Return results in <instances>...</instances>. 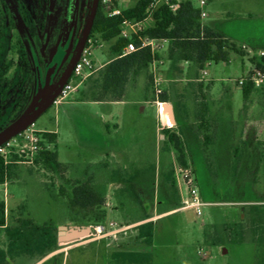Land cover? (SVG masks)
Instances as JSON below:
<instances>
[{
	"label": "rangeland",
	"instance_id": "1",
	"mask_svg": "<svg viewBox=\"0 0 264 264\" xmlns=\"http://www.w3.org/2000/svg\"><path fill=\"white\" fill-rule=\"evenodd\" d=\"M26 1L32 10V33L38 39V43L35 39L36 45L30 39V42L34 44L30 49L32 73L37 78V74H41L39 69L41 64L48 65L60 49L62 33L58 40L53 27L57 25V27L63 28L69 15L72 16L74 6L72 4L69 8L68 1L58 5L55 14H51L49 36L47 43L44 44L40 26L45 22L44 15L48 5L45 0ZM137 1L122 0L120 6L122 9L131 8ZM190 1L196 7L205 10L208 15L204 20L205 23L212 24L214 21H218L220 30L230 36L233 37L235 28L240 26L244 34L239 38L234 37L232 40L238 46L247 44L250 47L249 51L254 53L252 42L256 41L257 44H260L256 47V51L264 50V26L255 23L249 27L248 5L241 9L243 5L240 7L237 0H205L207 3L205 6H202V0ZM95 2L96 0H80L78 17L73 31L69 34L70 44L65 51L63 64L72 63V59L76 57L90 25ZM11 3L17 13L15 0H11ZM262 7L261 5L257 9L260 10ZM24 29L27 30L21 22L20 31L24 32ZM92 40L95 41V45L92 47V61L95 66L99 67L113 58L110 48L114 41L105 42L99 36H95ZM41 56L44 59V64L40 60ZM258 57H262L261 54ZM15 61L17 65L16 58ZM252 67L247 57H242L234 52L230 55L229 64H210L207 68L209 73L207 78L210 81H206V85H212L210 88L212 101L218 104L216 101L224 96V90L229 89L232 97L228 104L231 105L234 112L242 111L245 100L243 89L239 86L238 81L243 77L247 79L248 70ZM19 70H15L16 76L19 75ZM252 72L255 73L256 70L254 69ZM58 76L59 74L56 75L52 88L57 85ZM177 78L179 79L178 85L186 87V76L180 75ZM70 82L73 84V77ZM210 82L211 84H209ZM255 89H264V87H255ZM50 98L51 93L47 91L39 104L42 112L36 117L34 127L43 133L56 131L59 133V139L55 145H52V148L58 153L59 162L77 168V178H80L85 171L89 176L98 177L100 166L83 164L84 158L89 142L100 145L104 144L106 139L97 132H86L80 126L77 118L67 113L68 106L51 104L46 107ZM114 109L118 115H121L123 106H116ZM253 109L260 110L257 105L253 106ZM98 110V108L95 109L96 113H100ZM149 110L152 111V108ZM30 115L32 116L33 113L29 112ZM115 120L110 118V122ZM110 131L112 138L115 139L117 133L114 128L111 127ZM259 146L255 149L242 146L243 148L239 151L241 156L239 163L231 166L226 160L228 145L223 143L215 164L206 166L197 163L196 166L189 168L194 178L197 179L200 195L202 194L201 198L204 196L205 201L211 204L202 207V215H198L195 208H181L184 206L186 184L183 180L182 169L177 164L174 177L179 198L174 206H181V209L162 217L155 215L157 218L152 220L154 222L152 246L141 245L137 240L139 232L136 227L141 223L129 225L146 215L142 213L144 209L139 208L133 202L134 199L129 198L125 208L108 210L104 222L106 230L102 234L97 233L69 244L59 242L58 249L42 259L37 256H23L21 259L8 258L5 264H119L113 259L114 254L132 251L150 253L152 255L151 264H260L263 254L259 253L256 245L248 243L229 245L226 242H220V239H225L222 232L224 225L233 222L243 223L247 241H250L254 229L250 207L254 203L249 200L254 197H264V146ZM110 168L115 169L114 166ZM134 169L135 167L132 165L130 170ZM76 177L72 175V178ZM83 177L88 178L87 175L86 177L83 175ZM98 183L99 186L107 185V183ZM61 184L63 185L60 177L45 169L41 164L15 165L11 180L0 186V201H4L6 206V224L12 225L18 217L25 216L34 221L36 225L54 226L58 237L60 227H74L72 221L77 217L72 212L67 200L60 194ZM114 187H117L116 181L112 183L111 193ZM149 187L154 188L155 185L150 184ZM66 188L70 190L67 184ZM160 199L162 198L160 197ZM141 200L145 204L151 203L147 198ZM146 209L149 210V208ZM207 234L208 240H206ZM218 240H220L217 243L218 246H213L210 243ZM7 245L4 229L0 228V249H7Z\"/></svg>",
	"mask_w": 264,
	"mask_h": 264
},
{
	"label": "trees",
	"instance_id": "2",
	"mask_svg": "<svg viewBox=\"0 0 264 264\" xmlns=\"http://www.w3.org/2000/svg\"><path fill=\"white\" fill-rule=\"evenodd\" d=\"M66 1L58 0V3L64 4ZM152 2L153 0H138L133 7L124 9L121 15L110 18L106 15L99 1L97 14L86 45L88 46L89 40H92L95 36H99L105 42L114 41L110 48L113 58L108 64L85 80L80 92L81 100L90 102H120L127 100L130 87L144 76L148 80L147 88L152 95L151 100L157 101L151 67L163 58L173 64L191 63L199 70H204L207 65L212 63H230V55L233 52L242 57L249 56L244 52L243 47L233 43L220 31L203 26L202 12L190 0H173L172 4L176 5V9H172L170 5L164 3L151 11ZM149 16L152 17V25L141 31L139 36H133L131 40L121 37L122 25L125 21L145 22ZM44 27L45 22L42 25V31ZM146 38L168 42L166 57H163L159 52H153L150 47L141 48V39ZM130 42H133L139 50L123 55L124 48ZM19 56L22 67L16 82L14 105L3 110L6 103H0V133L23 116L30 108L36 92L35 78L32 71H30L31 63L27 51L23 48L20 49ZM249 61L256 71L264 74V56H250ZM68 66L69 63H65L60 68L59 75L65 72ZM252 75L253 72L247 76L248 80L242 87L245 100L249 99L255 89L254 83L251 81ZM2 76L3 72L0 73L1 82ZM70 81L71 79L68 82ZM159 101L165 103L168 102V98L163 93ZM164 135L176 155L179 168L182 170L189 169L186 159V147L181 137L168 130L164 131ZM56 141V134L42 133V150L35 159V164H41L45 169L60 177L63 183L60 186V194L67 200L72 212L77 217L76 220L72 221L74 227H104L107 217V212L104 209L106 193L102 192L93 178L90 180L88 178L83 179V176L77 178L76 174L78 173L75 166L59 162L58 153L50 147L55 145ZM14 166L6 165L4 159L0 157V186L11 180ZM72 175L76 178H72ZM174 176L173 169L169 179L172 189H176ZM66 184L70 187V190L66 188ZM202 198L204 201L206 200L204 196ZM177 199L176 193L173 201L176 202ZM170 201L172 202V200ZM249 201L254 203L250 207L254 223L250 241H247L243 223L233 222L224 225L222 232L225 239L210 243L213 246H218L219 241L226 242L229 245H243L246 243L256 245L259 253L263 254L260 264H264V197H254ZM180 207L176 206L174 209ZM152 217L153 215L148 213L142 216L140 221ZM137 222L139 221L129 223V225ZM153 225L154 222L150 221L136 227L139 232L137 240L141 245H153ZM0 228L4 229L8 242L7 249H0V264H5L8 258L21 259L23 256H37L42 259L58 249L59 237L56 235V228L52 225L39 226L25 216L18 217L14 224L7 225L4 201H0ZM206 240H208V234ZM113 259L119 264H151L152 255L133 251L120 252L115 253Z\"/></svg>",
	"mask_w": 264,
	"mask_h": 264
},
{
	"label": "crops",
	"instance_id": "3",
	"mask_svg": "<svg viewBox=\"0 0 264 264\" xmlns=\"http://www.w3.org/2000/svg\"><path fill=\"white\" fill-rule=\"evenodd\" d=\"M237 1L240 7L243 5L241 9L248 5L249 27L255 23L264 26V0ZM261 5L263 7L258 10L257 7ZM199 9L205 12L203 8ZM207 16L206 13L202 19L203 26L220 31L231 41L234 37L239 38L244 34L239 26L235 28L232 37L220 30L218 21H214L212 24L205 23L204 20ZM151 25L152 20H148L144 27ZM252 44L254 53L249 51L250 47L247 44H242L240 47H243L244 52L249 56H259V54L264 53V50L256 51V47L260 44H257L256 41ZM161 45L163 47L159 53L166 57L168 42H163ZM249 56H247L248 59ZM76 57L73 58L67 70L58 76L56 86H61L72 79L71 70ZM110 61L99 67L95 66L96 71ZM209 66L210 64L204 70H199L191 63L173 64L165 58L162 64L153 65L151 73L154 74V68H156V73L162 79L161 88L168 98V102L164 104L151 100L152 95L147 88L148 80L144 76L130 87L129 98L120 102L81 100L80 92L85 80L73 77L75 90L58 105L68 106L67 113L76 117L86 132H97L106 139L104 144L96 145L90 142L87 144V153L83 163L99 165L101 168L99 176H89L86 171L81 174L85 177L87 175L89 180L93 178L97 184H99L98 182L107 183V185L103 184L104 186L98 185L102 192L106 193L104 208L107 215L109 209L125 208L129 198L134 199L133 202L142 210L144 209L142 213H150L153 217L155 215L162 217L178 210L174 209L175 202L173 199L176 193L179 198V191L172 189L169 182L171 172L173 169L175 170L177 165V159L164 135L165 130L178 134L183 140L189 168L196 166L197 163L206 166L215 164L223 143L228 145L226 160L231 166L239 163L241 159L239 151L243 148L242 146L248 149L258 148L259 145L264 146V89H254L249 99H244V109L236 113L228 104L232 97L229 89L224 90V96L216 101L218 104L212 101L210 93L212 85H206V81H210L207 78ZM252 71H254V66L248 70V75ZM180 75L186 76V87L178 85L179 79L177 77ZM54 89L55 87L49 89L48 92L51 93ZM255 105L260 110L253 109ZM116 106H123L121 115H118L114 109ZM165 106L168 109H165ZM96 108L99 109L100 113H96ZM149 108H152V111ZM110 118L116 120L110 122ZM111 127L117 133L115 139L111 136ZM48 133L56 134L57 140L59 139L57 131ZM50 147L53 149L52 146ZM58 160L60 161L59 155ZM197 160L199 162H196ZM132 165L135 167L134 170H130ZM111 166H114L115 169L112 170ZM82 178L84 179V177ZM113 181H116L117 187H114L111 193ZM150 184H154L155 187H149ZM144 198L149 199V201L153 200L150 204H145L141 200ZM153 217L143 221L138 219L139 222L136 224L146 223L157 218Z\"/></svg>",
	"mask_w": 264,
	"mask_h": 264
},
{
	"label": "built area",
	"instance_id": "4",
	"mask_svg": "<svg viewBox=\"0 0 264 264\" xmlns=\"http://www.w3.org/2000/svg\"><path fill=\"white\" fill-rule=\"evenodd\" d=\"M173 0H153L151 4V11L155 9L160 4H168L172 9H176V5L172 4ZM106 15L110 18L117 17L122 14L124 9L121 8L122 0H100ZM202 6L206 5V1H201ZM206 16L205 12H202L201 17ZM152 20V17L149 16L146 21ZM145 21V22H146ZM145 22H134V21H125L122 25L121 37L127 40H131L133 36H139V33L143 31ZM88 42V41H87ZM86 42V43H87ZM141 48L150 47L153 52H159L162 49L161 43L165 41L151 40V39H141ZM95 45L93 40H89V45H85L79 58L76 60L72 76L79 80H86L92 74L96 72L95 65L92 61V47ZM139 48L133 43L130 42L123 50V55H128L136 52ZM261 56H264V53H261ZM163 60L155 62L153 65L162 64ZM152 65V66H153ZM154 90L157 101H159L160 96L163 94L161 88L162 79L156 73V68H154ZM248 79H240L238 81L239 86L243 87ZM251 81L254 83L255 87H264V74L260 71L253 73ZM75 90V86L71 82H67L62 88H59L58 91L54 94L56 95L52 104L58 105L67 99L70 94ZM161 104H164L161 102ZM31 117V115H30ZM35 121L29 123L24 128H22L17 134L11 138L0 142V157L5 161L6 165H33L38 154L42 150V133L37 130L35 127ZM183 173V180L186 184V193L184 199L185 208H195L198 215H202V207L211 205L202 200L196 178H194L192 172L189 169L181 170ZM179 208V209H181ZM113 226V225H111ZM93 236L102 234L105 232L103 226L93 227ZM92 236V235H91Z\"/></svg>",
	"mask_w": 264,
	"mask_h": 264
},
{
	"label": "flooded vegetation",
	"instance_id": "5",
	"mask_svg": "<svg viewBox=\"0 0 264 264\" xmlns=\"http://www.w3.org/2000/svg\"><path fill=\"white\" fill-rule=\"evenodd\" d=\"M45 1L48 5V0H45ZM67 1H68L69 8H70V6L74 4V0H67ZM15 3L17 5V13L11 3V0H0V73L3 72L2 82L0 81V103H3V104L6 103V107L3 108V110H6V108L9 109L11 106L14 105L15 87H16L17 79L19 77V75L18 76L15 75L16 73L15 70L20 69L19 71L21 72V67H22L21 65L22 61L19 56V50L23 48L24 50L27 51L28 57L31 63L30 71H32V57H31L30 49L33 48L34 44H32L31 42L35 43L36 42L35 39H36L38 43L37 36L32 33V18H31L32 10H31L30 5L28 4L26 0H15ZM59 4L61 3H58V0H57L54 6L52 15L55 14L56 9ZM49 14L50 13H49V5H48L46 8L45 15H44L45 27L43 31H42V25L40 26V34L42 35L41 38H43L44 36L46 23H47ZM71 17L69 15L68 21L64 24L63 28H59L57 27V25L53 27L54 34L58 40L62 33V37L60 40L61 43L64 40L70 39L69 34L73 31V29L72 30L68 29L70 24H72ZM21 22L24 24L25 28L27 29L26 31L24 29V32L20 31ZM30 39L32 40L31 42H30ZM15 58L18 61L17 65L15 63L16 62ZM40 60L43 64L45 63L42 56L40 57ZM64 64L63 62L59 64L58 72L60 71V68ZM48 65L43 66L41 64L39 68L41 74L38 73L37 78L34 77L36 89H37L38 82L44 79L45 71ZM21 77H22V74H21ZM59 88L60 86H55V89L51 92V97L58 91Z\"/></svg>",
	"mask_w": 264,
	"mask_h": 264
},
{
	"label": "water",
	"instance_id": "6",
	"mask_svg": "<svg viewBox=\"0 0 264 264\" xmlns=\"http://www.w3.org/2000/svg\"><path fill=\"white\" fill-rule=\"evenodd\" d=\"M56 1L57 0H48L49 13L50 14H49L48 19H47L45 33H44V37H43V43L44 44L47 43V39L49 36L51 16H52L51 14L53 13ZM99 1L100 0H96V2H95L94 10H93V13L91 16L90 25L88 27L87 33L84 37V40L80 46L77 57H76L75 61L73 62L71 74H72L75 62L79 58L87 40H88L89 34L91 32V29H92V26L94 24V20H95L96 14H97ZM73 5H74V10H73V14L71 17L72 24H70V26L68 27V29H70V30H72L74 28L75 22H76L77 17H78L79 0H74ZM69 44H70V39L64 40L61 43L58 54L52 59V61L49 63V65L46 68L44 79L40 80L37 84V89H36V92H35V95H34V98H33V101H32L30 108L23 114V116L21 118H19L11 126H9L8 128H6L4 131H2L0 133V142H3L5 140L11 138L15 134H17L22 128H24L26 125H28L31 122H34L36 120V117L42 112V110H40L39 104L42 101L44 95L47 93V91L52 88L53 82L56 78V75L58 74L59 64L63 62L64 57H65V50L67 49ZM67 82L68 81L63 83L60 86V88H62ZM55 97H56V95H53L50 98L46 107H48L52 104ZM165 109H168V107L165 106ZM29 112L33 113V115L31 117L29 116ZM59 232H60L59 242L63 243V244H69V243L76 242L80 239L89 237V236L93 235V233H94L91 226L82 227V228L60 227Z\"/></svg>",
	"mask_w": 264,
	"mask_h": 264
}]
</instances>
